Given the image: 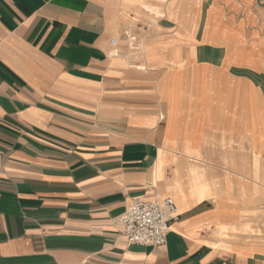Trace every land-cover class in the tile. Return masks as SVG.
<instances>
[{
	"label": "crops",
	"instance_id": "obj_1",
	"mask_svg": "<svg viewBox=\"0 0 264 264\" xmlns=\"http://www.w3.org/2000/svg\"><path fill=\"white\" fill-rule=\"evenodd\" d=\"M0 264H264V0H0Z\"/></svg>",
	"mask_w": 264,
	"mask_h": 264
},
{
	"label": "built area",
	"instance_id": "obj_2",
	"mask_svg": "<svg viewBox=\"0 0 264 264\" xmlns=\"http://www.w3.org/2000/svg\"><path fill=\"white\" fill-rule=\"evenodd\" d=\"M177 206L173 198L156 200L136 199L117 222L120 234L129 244L160 247L166 244L170 221Z\"/></svg>",
	"mask_w": 264,
	"mask_h": 264
},
{
	"label": "rangeland",
	"instance_id": "obj_3",
	"mask_svg": "<svg viewBox=\"0 0 264 264\" xmlns=\"http://www.w3.org/2000/svg\"><path fill=\"white\" fill-rule=\"evenodd\" d=\"M123 35H124V34H123ZM137 39H138V38H137ZM138 40H139V39H138ZM140 40H141V39H140ZM140 43H141V42H140ZM141 46H142V45H141ZM121 51H122V50H121ZM141 51H142V49H141L140 51L138 50L137 52L140 53Z\"/></svg>",
	"mask_w": 264,
	"mask_h": 264
},
{
	"label": "bare ground",
	"instance_id": "obj_4",
	"mask_svg": "<svg viewBox=\"0 0 264 264\" xmlns=\"http://www.w3.org/2000/svg\"><path fill=\"white\" fill-rule=\"evenodd\" d=\"M254 175V174H253Z\"/></svg>",
	"mask_w": 264,
	"mask_h": 264
}]
</instances>
